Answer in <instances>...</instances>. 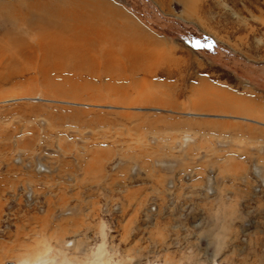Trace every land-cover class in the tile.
<instances>
[{
	"label": "rangeland",
	"instance_id": "rangeland-1",
	"mask_svg": "<svg viewBox=\"0 0 264 264\" xmlns=\"http://www.w3.org/2000/svg\"><path fill=\"white\" fill-rule=\"evenodd\" d=\"M8 262L264 264V0H0Z\"/></svg>",
	"mask_w": 264,
	"mask_h": 264
},
{
	"label": "bare ground",
	"instance_id": "bare-ground-1",
	"mask_svg": "<svg viewBox=\"0 0 264 264\" xmlns=\"http://www.w3.org/2000/svg\"><path fill=\"white\" fill-rule=\"evenodd\" d=\"M153 41H156V40H153ZM115 52H117V51H115ZM107 55L110 56L109 58L115 56L114 54H107ZM202 88H203V90L200 91L199 97H200V100L202 101L201 103L204 106H210V105H212L215 102V103L218 104L217 107H222V106H224L226 108L228 107L227 110L229 112H233V113L236 112V113H239V114L242 113V114L254 117L252 113L255 112V109H253L254 107L248 105L249 101L246 100L245 98H240V97H237V96L227 95L226 92L222 93V92L210 89V88L207 87V85H204V87H202ZM213 95H214V97L218 96V98H219L218 101H216V99H213V97H212ZM245 118H247V117H245ZM34 264H36V263H34ZM39 264H41V263H39Z\"/></svg>",
	"mask_w": 264,
	"mask_h": 264
},
{
	"label": "water",
	"instance_id": "water-1",
	"mask_svg": "<svg viewBox=\"0 0 264 264\" xmlns=\"http://www.w3.org/2000/svg\"><path fill=\"white\" fill-rule=\"evenodd\" d=\"M7 264H15V263H13V262H8Z\"/></svg>",
	"mask_w": 264,
	"mask_h": 264
}]
</instances>
